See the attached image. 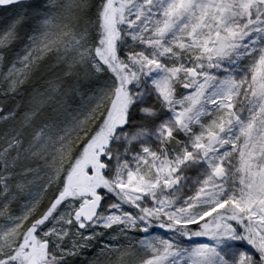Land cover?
<instances>
[{
    "label": "snow or ice",
    "instance_id": "1",
    "mask_svg": "<svg viewBox=\"0 0 264 264\" xmlns=\"http://www.w3.org/2000/svg\"><path fill=\"white\" fill-rule=\"evenodd\" d=\"M0 95V264H264V0H0Z\"/></svg>",
    "mask_w": 264,
    "mask_h": 264
},
{
    "label": "trees",
    "instance_id": "2",
    "mask_svg": "<svg viewBox=\"0 0 264 264\" xmlns=\"http://www.w3.org/2000/svg\"><path fill=\"white\" fill-rule=\"evenodd\" d=\"M12 105H13V102L11 101V99H8L5 103L0 102L1 107H4V106L11 107Z\"/></svg>",
    "mask_w": 264,
    "mask_h": 264
},
{
    "label": "bare ground",
    "instance_id": "3",
    "mask_svg": "<svg viewBox=\"0 0 264 264\" xmlns=\"http://www.w3.org/2000/svg\"><path fill=\"white\" fill-rule=\"evenodd\" d=\"M8 99H11V98H5L3 95H0V102L1 103H5ZM19 100V99H18ZM16 100L15 102L16 103H19L20 101ZM12 101V99H11ZM13 102V101H12ZM1 107V106H0Z\"/></svg>",
    "mask_w": 264,
    "mask_h": 264
},
{
    "label": "rangeland",
    "instance_id": "4",
    "mask_svg": "<svg viewBox=\"0 0 264 264\" xmlns=\"http://www.w3.org/2000/svg\"><path fill=\"white\" fill-rule=\"evenodd\" d=\"M29 91H31V90H29ZM18 100V99H17ZM19 101V100H18ZM51 114V110H48V111H46L45 112V115H50ZM3 127V125H0V128H2Z\"/></svg>",
    "mask_w": 264,
    "mask_h": 264
}]
</instances>
